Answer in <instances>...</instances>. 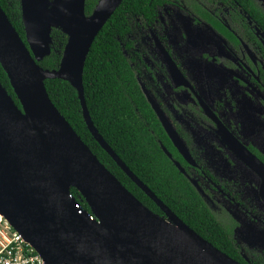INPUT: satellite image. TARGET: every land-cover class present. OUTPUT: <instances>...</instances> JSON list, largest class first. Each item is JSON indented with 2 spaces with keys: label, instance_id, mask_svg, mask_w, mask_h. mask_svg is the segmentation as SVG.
I'll list each match as a JSON object with an SVG mask.
<instances>
[{
  "label": "water",
  "instance_id": "obj_1",
  "mask_svg": "<svg viewBox=\"0 0 264 264\" xmlns=\"http://www.w3.org/2000/svg\"><path fill=\"white\" fill-rule=\"evenodd\" d=\"M20 1L28 46L0 6V63L22 106L18 107L0 82V211L12 226L47 264H198L154 226L153 212L100 162L55 107L45 81L61 79L78 90L85 122L95 140L162 209L163 218L179 226L221 264H241L179 220L130 171L92 122L84 96L86 60L124 0H100L90 17L86 0ZM257 1L264 7V0ZM54 29L61 30L68 42L59 70L50 72L38 63L52 52ZM153 107L180 154L196 166L183 140ZM231 140L239 145L235 151L259 162L234 137ZM175 165L186 174L179 162ZM191 182L201 191L196 180ZM72 188L84 197L98 222L76 202Z\"/></svg>",
  "mask_w": 264,
  "mask_h": 264
},
{
  "label": "flooded vegetation",
  "instance_id": "obj_2",
  "mask_svg": "<svg viewBox=\"0 0 264 264\" xmlns=\"http://www.w3.org/2000/svg\"><path fill=\"white\" fill-rule=\"evenodd\" d=\"M228 3L213 4L200 13L163 8L160 22L141 27L149 54L141 51L138 42L129 36L135 43L136 58L141 60L139 65L148 69L138 72L137 81L144 94L147 92L158 119L153 105L183 140L196 164H189L171 140L187 166L196 169L198 179L188 176L181 165L185 175L190 181L200 182L199 194L218 213H225L236 222L234 233L249 249L241 252L245 262L241 264H261L264 29L255 24L245 6L231 0ZM174 10L189 18L182 16L185 25L181 20L179 23ZM231 137L260 163L235 151L239 145Z\"/></svg>",
  "mask_w": 264,
  "mask_h": 264
},
{
  "label": "trees",
  "instance_id": "obj_3",
  "mask_svg": "<svg viewBox=\"0 0 264 264\" xmlns=\"http://www.w3.org/2000/svg\"><path fill=\"white\" fill-rule=\"evenodd\" d=\"M99 1L86 0L88 17L93 14ZM228 1L124 0L90 50L84 68L83 85L87 108L95 128L130 171L193 232L235 261L245 263L241 252L246 253L249 249L246 242L234 233L236 222L227 214L218 213L203 199L197 188L175 165V162H179L188 176L198 179L196 169L188 167L175 149L136 79L138 72L140 74L148 69L139 65L141 60H137L135 43L129 36L132 35L138 42L141 51L149 54L141 27H153L155 22H160L159 13H162L163 8H183L200 13L205 7L229 4ZM231 2L245 6L255 24L264 29V8L261 3L256 0ZM0 6L28 46L21 1L0 0ZM52 40L51 54L38 63L42 69L50 72L59 70L68 37L61 30L54 29ZM0 82L22 109L1 63ZM45 84L55 107L100 162L144 207L165 217L155 201L132 181L95 140L85 122L78 90L61 79L46 80ZM164 148L172 155V159ZM71 194L85 211L90 212V207L77 189L72 188Z\"/></svg>",
  "mask_w": 264,
  "mask_h": 264
},
{
  "label": "built area",
  "instance_id": "obj_4",
  "mask_svg": "<svg viewBox=\"0 0 264 264\" xmlns=\"http://www.w3.org/2000/svg\"><path fill=\"white\" fill-rule=\"evenodd\" d=\"M81 207V206H80ZM89 216L95 220L91 212ZM0 264H47L0 211Z\"/></svg>",
  "mask_w": 264,
  "mask_h": 264
},
{
  "label": "bare ground",
  "instance_id": "obj_5",
  "mask_svg": "<svg viewBox=\"0 0 264 264\" xmlns=\"http://www.w3.org/2000/svg\"><path fill=\"white\" fill-rule=\"evenodd\" d=\"M150 216L154 226L190 255L198 264H221L201 245L185 234L175 223L151 212Z\"/></svg>",
  "mask_w": 264,
  "mask_h": 264
},
{
  "label": "rangeland",
  "instance_id": "obj_6",
  "mask_svg": "<svg viewBox=\"0 0 264 264\" xmlns=\"http://www.w3.org/2000/svg\"><path fill=\"white\" fill-rule=\"evenodd\" d=\"M171 9L169 8L168 11H170ZM174 12H176L175 14H177V17H178V21L180 23V20L181 22L185 25L186 22L184 21L183 17H185V19L189 20L188 17H186L183 12L179 11V10H174ZM183 16V17H182Z\"/></svg>",
  "mask_w": 264,
  "mask_h": 264
}]
</instances>
